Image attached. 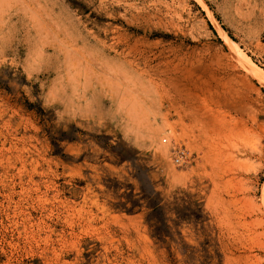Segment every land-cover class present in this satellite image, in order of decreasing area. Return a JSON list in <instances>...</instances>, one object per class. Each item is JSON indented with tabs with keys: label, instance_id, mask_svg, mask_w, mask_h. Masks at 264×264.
Returning <instances> with one entry per match:
<instances>
[{
	"label": "rangeland",
	"instance_id": "rangeland-1",
	"mask_svg": "<svg viewBox=\"0 0 264 264\" xmlns=\"http://www.w3.org/2000/svg\"><path fill=\"white\" fill-rule=\"evenodd\" d=\"M263 224L264 0H0V264H264Z\"/></svg>",
	"mask_w": 264,
	"mask_h": 264
},
{
	"label": "built area",
	"instance_id": "built-area-1",
	"mask_svg": "<svg viewBox=\"0 0 264 264\" xmlns=\"http://www.w3.org/2000/svg\"><path fill=\"white\" fill-rule=\"evenodd\" d=\"M190 162V158L188 156V152L186 150L179 152L176 155L175 163L178 166H183L185 164H188Z\"/></svg>",
	"mask_w": 264,
	"mask_h": 264
},
{
	"label": "bare ground",
	"instance_id": "bare-ground-1",
	"mask_svg": "<svg viewBox=\"0 0 264 264\" xmlns=\"http://www.w3.org/2000/svg\"><path fill=\"white\" fill-rule=\"evenodd\" d=\"M211 77H212V76H211ZM198 79H199V78H198ZM204 81H205V80H204ZM219 81H220V80H219ZM221 81H222V80H221ZM200 82H201V81H200ZM202 82H203V81H202ZM208 82H209V81H208ZM208 82H207V83H208ZM204 83H205V82H204ZM208 84H209V83H208ZM214 84H215V83H214ZM226 84H227V83H226ZM206 85H207V84H206ZM228 85H229V84H228ZM228 85H227V86H228ZM195 86H196V84H195ZM225 86H226V85H225ZM206 88H208V86H207ZM212 88H213V87H212ZM228 88H229V87H228ZM202 89H203V88H202ZM209 89H210V91H211V88H209ZM220 89H221V88H220ZM233 89H234V88H233ZM215 90H216V89H215ZM227 90H228V89H227ZM236 90H237V89H236ZM212 91H213V90H212ZM212 91H211V92H212ZM216 91H217V90H216ZM221 91H222V90H221ZM207 92H208V90H207ZM229 92H230V91H229ZM234 92H235V91H234ZM209 93H210V92H209ZM223 93H225V92H223ZM191 94H192V93H191ZM215 94H216V93H215ZM222 95H223V94H222ZM231 96H232V95H231ZM232 97H233V96H232ZM226 99H227V98H226ZM231 99H233V98H231ZM212 101H213V100H212ZM221 102H222V101H221ZM227 102H228V101H227ZM213 103H214V102H213ZM225 105H226V104H225ZM222 107H223V106H222ZM222 107H221V108H222ZM224 107H225V106H224ZM225 108H226V107H225ZM225 108H224V109H225ZM228 108H229V107H228ZM217 109H218V108H217ZM221 110H223V109H221ZM221 110H220V111H221ZM220 111H219V112H220ZM211 116H212V115H211ZM192 119H193V118H192ZM225 119H226V118H225ZM217 175H218V174H217ZM245 201H246V200H245ZM243 202H244V201H243ZM228 208H229V207H228ZM229 209H230V208H229ZM230 210H231V209H230ZM229 212H230V211H229ZM226 213H227V212H226ZM224 216H225V215H224ZM262 223H263V222H262ZM232 225H233V224H232ZM263 225H264V224H263ZM252 239H253V238H252ZM255 243H256L255 245H257V242H255ZM227 245H228V244H227ZM251 249H252V248H251ZM249 251H250V249H249ZM262 251H263V250H262ZM242 255H243V254H242ZM247 256H248V255H247ZM258 257H259V255H258ZM248 258H249V257H248ZM255 259H256V258H255ZM233 260H234V259H233ZM260 260H261V259H260ZM256 261H257V260H256ZM250 262H251V261H250ZM199 264H201V263H199Z\"/></svg>",
	"mask_w": 264,
	"mask_h": 264
},
{
	"label": "trees",
	"instance_id": "trees-1",
	"mask_svg": "<svg viewBox=\"0 0 264 264\" xmlns=\"http://www.w3.org/2000/svg\"><path fill=\"white\" fill-rule=\"evenodd\" d=\"M157 210H158V208H155V209H154V211H157Z\"/></svg>",
	"mask_w": 264,
	"mask_h": 264
}]
</instances>
